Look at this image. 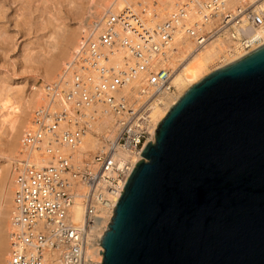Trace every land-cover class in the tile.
<instances>
[{"label": "built area", "instance_id": "1", "mask_svg": "<svg viewBox=\"0 0 264 264\" xmlns=\"http://www.w3.org/2000/svg\"><path fill=\"white\" fill-rule=\"evenodd\" d=\"M182 41L191 48L174 61ZM213 43L231 54L263 46L264 0H111L80 40L64 76L47 87L48 107L24 135L10 264H49L50 252L62 264H102L101 216L115 211L135 160L142 158L154 108L175 91V75L187 61ZM133 82L140 86L125 93ZM68 83L62 99L58 90ZM98 106L116 118L118 131L102 144L93 166L75 164L72 149ZM78 198L82 224L69 218Z\"/></svg>", "mask_w": 264, "mask_h": 264}, {"label": "water", "instance_id": "2", "mask_svg": "<svg viewBox=\"0 0 264 264\" xmlns=\"http://www.w3.org/2000/svg\"><path fill=\"white\" fill-rule=\"evenodd\" d=\"M152 136L102 264H264V45L193 85Z\"/></svg>", "mask_w": 264, "mask_h": 264}, {"label": "bare ground", "instance_id": "3", "mask_svg": "<svg viewBox=\"0 0 264 264\" xmlns=\"http://www.w3.org/2000/svg\"><path fill=\"white\" fill-rule=\"evenodd\" d=\"M4 1H2V6H0V17L5 16ZM34 1L37 2L38 0H22L25 5V10L28 11ZM44 1L46 3L50 0ZM64 1L68 5H73L71 7V11H76L75 13L73 12L76 16H73L79 20V25L76 28L66 30V25L63 21H61V18H55L60 14L52 16V18H55V23L53 20H50L52 18L46 21L47 23L44 27H51L52 34L50 36V42L46 43V49L42 51H46L44 54L46 57L48 55L49 59L48 57L46 58V63L43 60L44 62L42 63H45L44 75H41V79H36V81H34L35 83L33 85L32 93L29 96L24 95L22 98L20 95L22 102L19 104L21 105L18 104L19 106H15L18 102L15 104L13 102L12 104V99L14 98H9V90H0V96L3 97V100L0 103V126L4 128L6 132L5 135L7 136L4 138L0 135L2 137H0V264H10L12 250L11 234L15 230L13 227V221L15 218L14 197L16 191V167L20 166V162L23 159L22 157L25 150L23 144L24 135L26 131H28L33 124H35V118L38 113H40L39 111L48 107L51 95L47 87L52 86L61 80L68 65L75 57L80 40L89 33L93 21H97L103 17L111 3V0H87L86 4L80 3L77 5L75 0ZM45 12L47 11L45 10ZM48 12L51 13L53 11L48 10ZM56 13L54 12V14ZM30 22H32L31 18ZM3 25H5V23ZM190 48L191 44L188 41H182L178 46V55H176L173 60L176 61L177 59H184L183 57L185 52L189 51ZM230 52L231 51H229L226 47L222 45L218 46L213 43L187 61L184 67L175 75L173 81V84L176 87L175 91L166 95L164 99H162L161 105L154 108V124L152 134L157 130L159 123H161V121L166 117L171 108L179 101L185 92L193 87V85L197 84L198 81L214 72L217 68L222 67L229 62H233L248 53L241 51L231 54ZM41 61L38 60L37 62ZM38 83L40 84L38 85ZM138 86H140L139 82H133L124 90V92H132L131 88L136 87L137 89ZM68 88L70 89V83L60 86L58 92L62 99H64L63 94L68 91ZM89 124V129L86 130L80 143L72 149L73 162L75 164L86 161L88 162L87 164L93 166L96 154L102 144L106 139L112 138L118 131L116 118L106 112L101 106H98L96 119H94L93 123L90 121ZM149 141L154 142L153 136H151ZM62 150L69 154L71 149L70 147H64ZM143 158L144 157L142 156V158H138L135 161L138 162ZM36 164L42 165L44 163L37 160ZM79 189H81L82 192L84 191V188L82 187ZM84 212L85 210L78 198L75 205L70 208L69 218L76 224H82L84 221ZM113 215L114 211H112L111 214L104 211L102 214L101 217L104 219H102L101 223L103 225V229H101L100 237H102L104 232H106ZM99 260L102 261V255H100ZM47 261L49 264H62L59 255L54 252H50L47 255Z\"/></svg>", "mask_w": 264, "mask_h": 264}, {"label": "rangeland", "instance_id": "4", "mask_svg": "<svg viewBox=\"0 0 264 264\" xmlns=\"http://www.w3.org/2000/svg\"><path fill=\"white\" fill-rule=\"evenodd\" d=\"M2 1L4 0H0V6H2ZM5 1L4 15L6 17H0V90H9V98H14L12 99V104L13 102L14 104L18 102L15 106H19L21 105L19 103L22 102V96H29L32 93L34 81H36V79H41L44 75L46 58L48 55L46 57L44 54L46 51L42 50L46 49V43L50 42L49 40H51L50 36L52 34L51 27H44V25L46 26V21L52 18V16L60 14L55 18L60 17L61 21L66 25V30H70V28L73 29L79 25V20L74 17L76 15H74L73 12L75 13L76 11H71L73 5H68L64 0H50L46 3L44 0H36L37 2L34 1L28 11L25 10V5L22 0ZM75 1L77 5L80 3H87V0ZM45 10L47 12H45ZM48 10L53 11L51 12L52 14L49 13ZM54 12L61 13L54 14ZM30 18L32 22H30ZM55 18L53 17L50 20L54 21ZM4 23L5 25H3ZM38 60L42 61L37 62ZM43 60H46L45 63H42L44 62ZM40 83H38V85ZM1 98L0 103L3 100V97ZM1 127L2 126H0V135L5 138L6 132L4 128Z\"/></svg>", "mask_w": 264, "mask_h": 264}]
</instances>
